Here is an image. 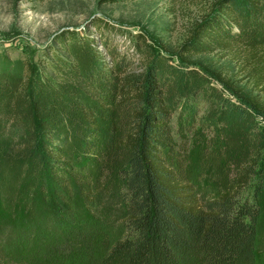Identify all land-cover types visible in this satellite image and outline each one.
<instances>
[{"label": "trees", "instance_id": "1", "mask_svg": "<svg viewBox=\"0 0 264 264\" xmlns=\"http://www.w3.org/2000/svg\"><path fill=\"white\" fill-rule=\"evenodd\" d=\"M74 35L56 77L0 71V193L16 230L46 243L78 202L114 194L119 227L78 243L88 264H260L264 100L186 54L264 46V0H219L179 63L135 39L148 66L136 85L131 55L104 40L106 60ZM259 71L264 82V58ZM201 171L217 179L204 200Z\"/></svg>", "mask_w": 264, "mask_h": 264}, {"label": "rangeland", "instance_id": "2", "mask_svg": "<svg viewBox=\"0 0 264 264\" xmlns=\"http://www.w3.org/2000/svg\"><path fill=\"white\" fill-rule=\"evenodd\" d=\"M219 0H0V71L8 70L35 80L42 73L56 77L59 58L68 57L64 40L72 34L80 39H95L106 60L111 59L101 41L117 51L131 55L132 65L123 74L137 84L147 70V62L133 52V41L144 36L158 53L179 63V49L192 35L197 23L211 14ZM188 60L204 65L231 79L246 92L264 100V82L258 72L264 58V46L234 44L212 53H189ZM62 59V58H61ZM175 117L173 121L175 122ZM217 184L210 173L201 171L195 186L207 198ZM263 218L260 224L259 252L264 264V190L260 198ZM0 193V264H88L78 243L83 237L119 227L120 200L114 194L101 193L90 205L78 202V218L64 234L40 243L16 230L15 221L3 207ZM95 243V242H93ZM76 251L65 258L57 245H69ZM80 250V253H78Z\"/></svg>", "mask_w": 264, "mask_h": 264}]
</instances>
